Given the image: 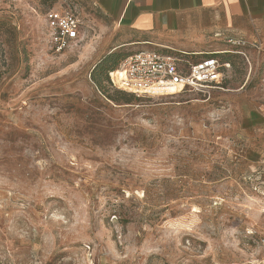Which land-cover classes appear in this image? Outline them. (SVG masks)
I'll list each match as a JSON object with an SVG mask.
<instances>
[{
	"label": "rangeland",
	"instance_id": "374dc122",
	"mask_svg": "<svg viewBox=\"0 0 264 264\" xmlns=\"http://www.w3.org/2000/svg\"><path fill=\"white\" fill-rule=\"evenodd\" d=\"M53 8L80 45L50 47ZM101 16L0 0V264H264V48L217 36L213 88L103 92L95 66L133 50Z\"/></svg>",
	"mask_w": 264,
	"mask_h": 264
},
{
	"label": "crops",
	"instance_id": "0c3cea01",
	"mask_svg": "<svg viewBox=\"0 0 264 264\" xmlns=\"http://www.w3.org/2000/svg\"><path fill=\"white\" fill-rule=\"evenodd\" d=\"M108 21L113 48L216 52L217 36L264 48V0H89Z\"/></svg>",
	"mask_w": 264,
	"mask_h": 264
},
{
	"label": "built area",
	"instance_id": "2783aa9c",
	"mask_svg": "<svg viewBox=\"0 0 264 264\" xmlns=\"http://www.w3.org/2000/svg\"><path fill=\"white\" fill-rule=\"evenodd\" d=\"M45 20L48 44L56 51L80 45L85 38L86 25L72 9H49ZM232 43L244 44L237 40ZM213 54L215 52L193 59L195 54L184 51L136 50L125 55L108 71V78L112 86L138 96L213 88L222 79V64ZM261 180L258 185L259 209L264 213V179Z\"/></svg>",
	"mask_w": 264,
	"mask_h": 264
},
{
	"label": "trees",
	"instance_id": "16d2710c",
	"mask_svg": "<svg viewBox=\"0 0 264 264\" xmlns=\"http://www.w3.org/2000/svg\"><path fill=\"white\" fill-rule=\"evenodd\" d=\"M216 54L217 53L213 54V56H216ZM123 57L124 56H122V58ZM192 57L195 58V57H197V55H194ZM122 58L120 56L116 55V54L109 55L102 62L97 64L95 66V68L93 69V71H92V79L96 83V85L99 86V88L103 89V92L105 91L104 85H102L103 78H106L107 80H109L107 72L110 71L111 69H113ZM195 59H197V58H195ZM107 63H109L108 66H106ZM116 93H123V92L122 91H115V94ZM128 95L132 96L131 93H128ZM107 97L111 98L112 100H115V101L118 100L117 97H114V96H112L110 94L107 95Z\"/></svg>",
	"mask_w": 264,
	"mask_h": 264
},
{
	"label": "bare ground",
	"instance_id": "6f19581e",
	"mask_svg": "<svg viewBox=\"0 0 264 264\" xmlns=\"http://www.w3.org/2000/svg\"><path fill=\"white\" fill-rule=\"evenodd\" d=\"M171 93H175V92H171ZM171 93H167V94H171Z\"/></svg>",
	"mask_w": 264,
	"mask_h": 264
}]
</instances>
